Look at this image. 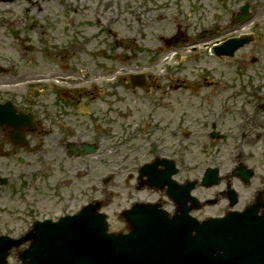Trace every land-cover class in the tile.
Here are the masks:
<instances>
[{
    "label": "flooded vegetation",
    "instance_id": "1",
    "mask_svg": "<svg viewBox=\"0 0 264 264\" xmlns=\"http://www.w3.org/2000/svg\"><path fill=\"white\" fill-rule=\"evenodd\" d=\"M212 1L192 0V19L175 24L180 40L186 37L184 31L201 29L185 39L188 44L183 48L188 54L181 59L186 65L173 66L161 74L168 79V86L148 76L150 81L144 88H132L125 82V93L120 92V86L117 92L110 75L105 89L90 81L89 96L86 80L64 76L63 69L68 67L57 66V71L30 81L26 89H1L0 103L10 102L20 117L18 121L0 123V237L10 238L0 241V264H24L22 255L36 243V219H55L78 213L84 205L107 204L99 198L95 186L90 196L83 189L71 194L61 190V196H52L48 203L54 202L56 209L47 206L27 210L25 216L31 217L30 222L20 223L17 217L19 204L24 207L29 203L28 187L72 186L88 175L89 170L83 169L85 164L91 167L90 163H99L102 150L113 155L117 145L115 108L121 102L127 106L126 115H118L127 126V151L139 154L127 156V168L137 170L136 177L128 174L127 183L134 181L131 185L137 191L147 190L158 196L149 202L161 204L169 213L176 210L168 186L161 188L158 183H166L172 171L177 184L194 183L191 195L199 203L190 201L187 206L200 219L225 215L231 210L233 198L238 210L264 202V0ZM206 27L223 32L220 41L245 35L249 42L232 58L212 56L214 37L201 34ZM201 39L203 46L196 44ZM194 45L200 49H192ZM81 74L87 76L83 71ZM223 78L229 80V86L221 83ZM1 85L17 86L11 82ZM197 149L203 152V160L189 162L188 152ZM143 166L156 171V188L160 190L140 189L143 179H139L138 172ZM243 167L247 172L239 175ZM209 169L213 171L205 182ZM197 204L199 209L195 208ZM257 214L264 215V208ZM20 238L23 243L17 246L13 240Z\"/></svg>",
    "mask_w": 264,
    "mask_h": 264
},
{
    "label": "rangeland",
    "instance_id": "2",
    "mask_svg": "<svg viewBox=\"0 0 264 264\" xmlns=\"http://www.w3.org/2000/svg\"><path fill=\"white\" fill-rule=\"evenodd\" d=\"M212 2L215 3V0ZM176 3L177 0H0V65L5 66L0 75V91L4 88L26 89L33 79L47 75L48 71H57L54 70L57 66H67L63 75L70 74L86 80L85 91L89 96L91 90L88 87L92 89L90 81L105 89V80L112 74L116 76L117 92V86H120V92L125 93L126 78L123 77L130 70L148 67L153 72L161 66L166 72L171 68L163 57L173 52H156L162 45L160 36L174 34L176 23L188 22L193 16L189 15L192 0H179L180 6ZM162 4L165 5L160 9L163 13L159 10ZM137 17L141 18L140 21ZM81 71L87 76H82ZM157 78L155 76V81L160 80L163 86L170 84L164 75ZM26 81L30 83L26 85ZM6 82L17 86L1 85ZM99 100L98 103L102 102ZM97 108L94 106L95 110ZM115 109L117 145L113 155L102 150L99 163H90L91 167L85 164L83 169L89 170L88 175L72 186L57 189L55 186L40 185L35 190L28 187L29 203L27 201L24 207L19 204L17 217H20V223L22 220L30 222L31 217L25 216L27 210H40L47 206L56 209L54 202L52 205L48 203L52 196H61V190L71 194L83 189L90 196L91 188L97 187L99 198L107 202L105 210L113 225H120V213L134 201L157 199L156 194L150 195L147 190L137 191L127 183L130 171L127 156L139 154L128 153L127 132H124L127 126L124 119L118 116L126 115L127 106L121 102ZM104 146L110 149L107 142ZM200 151L188 152V161L195 159L201 162L204 154ZM144 156L145 153L142 154ZM109 174H114L115 178L104 185L101 178Z\"/></svg>",
    "mask_w": 264,
    "mask_h": 264
},
{
    "label": "water",
    "instance_id": "3",
    "mask_svg": "<svg viewBox=\"0 0 264 264\" xmlns=\"http://www.w3.org/2000/svg\"><path fill=\"white\" fill-rule=\"evenodd\" d=\"M154 209L151 207V211ZM148 210L138 205L129 212L128 218L132 227L129 235L107 234L105 217L100 216V230L96 249L93 250L94 259L98 258L99 264H263L257 259V252L264 248V230L259 232V241L253 237L244 238L246 231L239 217L246 219V216L234 214L221 222L210 220L198 223L189 220L182 213L175 218V222L178 221L176 223L179 224L173 231H161L155 225H159L158 216ZM247 216L254 218L249 214ZM165 217L161 219L167 225L168 220ZM61 235L58 234L55 238L64 242ZM80 235H73L71 244L64 249L63 253L68 260L74 255V250H82L76 249ZM91 262L89 257L79 263Z\"/></svg>",
    "mask_w": 264,
    "mask_h": 264
}]
</instances>
